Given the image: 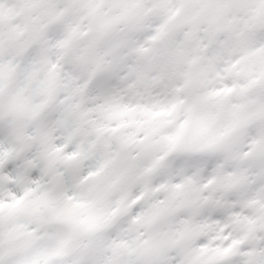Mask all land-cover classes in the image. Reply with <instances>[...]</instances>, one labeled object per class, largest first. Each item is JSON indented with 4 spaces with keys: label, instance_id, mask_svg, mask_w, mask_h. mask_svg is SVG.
<instances>
[{
    "label": "snow or ice",
    "instance_id": "snow-or-ice-1",
    "mask_svg": "<svg viewBox=\"0 0 264 264\" xmlns=\"http://www.w3.org/2000/svg\"><path fill=\"white\" fill-rule=\"evenodd\" d=\"M0 264H264V0H0Z\"/></svg>",
    "mask_w": 264,
    "mask_h": 264
}]
</instances>
